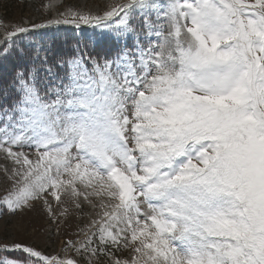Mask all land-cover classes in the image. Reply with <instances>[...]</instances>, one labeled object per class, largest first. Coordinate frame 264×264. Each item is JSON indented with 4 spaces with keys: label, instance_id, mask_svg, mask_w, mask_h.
I'll return each mask as SVG.
<instances>
[{
    "label": "snow or ice",
    "instance_id": "1",
    "mask_svg": "<svg viewBox=\"0 0 264 264\" xmlns=\"http://www.w3.org/2000/svg\"><path fill=\"white\" fill-rule=\"evenodd\" d=\"M61 15L33 27L99 35L62 54L17 51L25 27L0 41L28 61L0 78V208L88 223L64 259L16 243L0 264H264V0Z\"/></svg>",
    "mask_w": 264,
    "mask_h": 264
},
{
    "label": "rangeland",
    "instance_id": "2",
    "mask_svg": "<svg viewBox=\"0 0 264 264\" xmlns=\"http://www.w3.org/2000/svg\"><path fill=\"white\" fill-rule=\"evenodd\" d=\"M123 2L126 0H0V41L15 27H25L30 31L18 34L14 38L17 51L20 48L30 51L31 46L43 44L51 45L52 51L58 54L68 53L77 40L85 41L89 37L95 38L99 35V30L83 24L77 28L72 23L50 25L44 28L33 26L47 25L48 21L53 19L62 20L64 16L61 13L69 9L103 15L109 6ZM46 5L52 6L46 7ZM99 46L103 48L105 43L101 42ZM21 62L24 66L27 60L18 59L15 52L7 60L0 61V78H8L10 72L17 70V65ZM25 151L29 150L25 149ZM3 163L5 161L0 156V164ZM9 186V182L0 169V196ZM53 206L55 207V204ZM87 211L91 210L86 208ZM6 213L5 208H0V245L11 246L19 243L60 259H64L66 255H72L71 252L65 253L62 250L65 247L64 242L68 239H76L77 237L73 234L88 223L87 215L78 217L76 214H73L67 222L53 223L42 203L37 204L33 210H25L14 216ZM57 220L60 221L63 218L57 217ZM22 256L23 254L18 251H0V258H21Z\"/></svg>",
    "mask_w": 264,
    "mask_h": 264
},
{
    "label": "trees",
    "instance_id": "3",
    "mask_svg": "<svg viewBox=\"0 0 264 264\" xmlns=\"http://www.w3.org/2000/svg\"><path fill=\"white\" fill-rule=\"evenodd\" d=\"M73 44H74V42H73ZM27 63H28V61H27ZM27 63H26V64H27ZM26 64H25V65H26ZM25 65H24V66H25ZM24 66H23V64H22V62H21V63H19V65H17V69H21V70H22V69L24 68ZM11 73H12V71L10 72V76L12 75ZM10 76H9V77H10Z\"/></svg>",
    "mask_w": 264,
    "mask_h": 264
}]
</instances>
